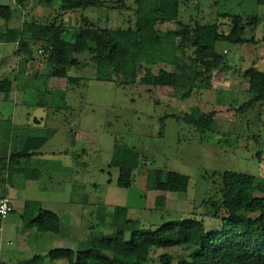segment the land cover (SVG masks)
<instances>
[{"label": "rangeland", "instance_id": "374dc122", "mask_svg": "<svg viewBox=\"0 0 264 264\" xmlns=\"http://www.w3.org/2000/svg\"><path fill=\"white\" fill-rule=\"evenodd\" d=\"M35 1L38 8L48 10L40 14L43 17L36 18L40 23L55 20L60 24L64 18L71 24L62 36L69 41L83 21L112 28H127L135 21L134 0H105L103 8L70 12L59 9V0ZM0 5L11 6L12 24H20L21 19L33 21L30 14L24 16L11 0H0ZM222 12L259 17L260 23L247 34L259 41L243 46L218 42L216 49L223 53L226 67L213 72L208 88L185 99L180 87L140 84L138 78L143 70L134 83L115 77L96 79V66L87 52L73 54L82 63L67 69L68 77L76 78L72 82L68 77H51L56 86L47 88L45 77L26 76L27 79L18 80L17 95L12 93L4 101L3 93L0 94V152L4 158L6 151L13 152L17 147L21 134L47 135V128L58 131L40 148L46 154V165L40 168L37 181L25 183V192L59 217L61 210L54 208L53 202H61L62 211L67 213L61 218L63 227L58 233L39 232L35 226L26 225L17 212L7 214L1 220V264H32L35 254L44 257L43 264H66L64 260L51 261L49 252L62 248L82 250L91 232L111 230L110 218L106 219L109 225L105 227L98 222L97 208L111 212L114 206L127 207L128 216L139 220L143 228L155 229L174 220L202 223L208 233L220 230V219L211 215L207 203L215 193L216 178L226 170L264 178V103L239 109L250 97L243 72L248 67L264 71V5L256 0H180L179 19L186 24L196 20L216 23L220 30L228 32L229 21L220 15ZM157 26L163 31L176 27L174 22ZM32 54L35 59L45 61L37 46ZM6 55L0 53V69L12 62ZM141 67L154 73L160 68L173 70L166 64ZM14 77L13 72L6 71L0 74V81H14ZM20 99L23 104L15 106ZM36 101L44 102V107L36 108L33 104ZM194 109L213 114L210 130H200L185 121ZM34 117H42L45 125L37 126L32 122ZM124 148L139 154V165L131 172L134 182L128 188L117 185L119 169L112 165L113 154ZM0 165L5 167L7 160L0 161ZM148 169L187 176V190H146ZM158 195H165L163 207L154 204ZM69 216L78 219L76 229L65 228ZM20 244L24 247L21 250ZM164 249L152 248L149 262L160 264L159 256L165 252L173 255L175 262L182 254L188 256V251L182 248Z\"/></svg>", "mask_w": 264, "mask_h": 264}, {"label": "trees", "instance_id": "16d2710c", "mask_svg": "<svg viewBox=\"0 0 264 264\" xmlns=\"http://www.w3.org/2000/svg\"><path fill=\"white\" fill-rule=\"evenodd\" d=\"M16 2L24 6V0ZM256 2L264 5V0ZM134 4V25L127 28L100 27L83 21L69 41L62 37L66 29L64 22L56 24L54 20L42 24L35 19L23 20L20 28H7L1 34L2 41H18V51L25 55L30 54L32 44L39 42V50L48 65V76L67 78V69L82 63L72 57L73 54L87 52L89 60L96 66V79L112 80L115 77V80L123 78L121 82L134 83L139 71L143 70L138 78L140 84L180 87L185 99L208 88L213 72L226 67L223 53L217 51L216 44H254V36L247 34L261 21L257 16L222 12L220 15L229 21V30L224 32L216 23L182 22L179 19L180 0H134ZM104 6L105 0H59L58 5L62 12ZM11 18L12 9L0 5V19L9 22ZM164 22H174L176 27L163 31L157 25ZM142 64H166L173 70L160 68L154 73L142 68ZM243 76L250 97L239 109L263 104L264 71L248 68ZM74 79L68 77L69 82ZM6 85L5 80L0 81V92L5 96L8 94ZM185 121L200 130H210L214 117L211 112L201 113L194 109L186 115ZM46 141V137L29 136L19 148L2 157L1 162L7 160L5 167L0 165L2 182H11L14 175L32 178L25 171L26 166L21 165ZM112 165L119 169L117 185L128 188L134 182L131 172L139 165V154L134 149L124 148L113 154ZM145 177L146 190L162 192H185L189 181L185 175L159 169H148ZM215 184V193L207 203L211 215L220 219L218 232L208 233L202 223L195 221L173 220L155 229L143 228L139 220L128 216L127 207L114 206L111 212L97 208L98 222L105 227L109 225L106 219L110 218L111 230L91 232L82 250H51L50 260H64L66 264H151L152 248H182L188 251L186 258L182 254L175 262L173 255L165 252L159 256L160 264H264V178L226 170L216 178ZM165 199V195L156 196L155 206L163 207ZM20 217L39 232L58 233L60 230L59 216L44 210L37 201H27ZM43 259V256L35 255L33 264H43Z\"/></svg>", "mask_w": 264, "mask_h": 264}, {"label": "crops", "instance_id": "0c3cea01", "mask_svg": "<svg viewBox=\"0 0 264 264\" xmlns=\"http://www.w3.org/2000/svg\"><path fill=\"white\" fill-rule=\"evenodd\" d=\"M11 1H13V6L17 5L18 7L21 8V12L24 16L26 14H30L32 16V18L35 19L36 21H39L36 18L41 17V16L43 17V15H40V14L48 13L47 12L48 10L45 7L44 8L43 7L42 8L37 7L38 5L36 6L34 3L35 0H24V6L23 7L19 6L17 4L16 0H11ZM45 5H47V4L45 3ZM7 6H9V5H7ZM9 7L11 8V6H9ZM61 18H63L62 15H61ZM19 22H20V24H14V23L12 24L10 21L9 22L0 21V53L7 54L6 56L8 58H10L9 60L12 61L7 66H4L5 69L4 68L0 69V74L1 73L5 74L6 71L13 72V74H15V77L13 79L14 81L5 79V82L7 83L6 86L8 88V94L5 96V94L3 92H0V94L3 93L1 99L4 101L12 93L17 95V93H18V90H17L18 84L17 83H18V80L20 77L27 79L26 76H32L33 78H39L40 76H43L47 79L46 84L49 85V86H47V88L56 86L54 83H52V79H53V78H51L52 76H48V65L46 64V62L43 61L41 58L35 59V57L32 54V50L36 46H37V50H38V48H39L38 46L40 45L39 42H35L34 44H32L31 47L29 48L30 54L25 55L24 52L18 51V41L13 42V43L2 41V40H4V37H2L1 34H4L5 31L7 30V28L8 29L9 28H11V29L20 28L23 20L21 19ZM63 22L65 24H67L64 18H63ZM65 26L70 27L71 24H67ZM258 41H259V39L255 38V42L258 43ZM7 45H12L13 48L10 49L9 46L7 47ZM245 45H248V44H245ZM223 51H225V49ZM248 68H250V67H248ZM55 78H57V77H55ZM14 104H15V106H17V104L22 105L23 100L20 99V101H16ZM33 104L36 108H38V107L43 108L45 105V103L42 101H36ZM32 122L35 123L37 126H41L42 124H44L42 117L40 119H38L37 117H34L32 119ZM47 130L49 131L47 135H37V134H31V133L21 134L20 137L17 138L19 141H17V147H15V149L19 148L22 141L29 136L46 137L47 141H48L58 132L57 130H55V132H54L52 128H47ZM0 149H1V145H0ZM12 150L14 151V149H12ZM6 152H7L6 155H8L11 152V150L9 152L8 151H6ZM52 155L55 156V153L52 152ZM3 156H4V153L2 154L0 152V159ZM45 156H46V154H44L41 151V149H39L37 151V153L35 155H33V157L31 159L27 160L25 162V164L21 165L23 167L26 166L25 171L29 172L30 176L32 177V178H28V179H25L23 176L14 175L11 182H7V181H6V183L2 182L1 166H0V197L4 194H6L9 197V199L12 202V211L11 212L12 213L17 212L19 214V217L21 216V213L23 212V209H24V205L27 201H37V200L30 199V197H28L26 195L25 183H32V182H35L39 179L38 176L41 174L40 168L42 166L46 165L45 164L46 160L44 158ZM23 167H19V168H23ZM37 202L40 203V201H37ZM69 202L72 203L74 201H69ZM53 205H55L54 208H56L57 210L58 209L61 210V214H60L59 219H60V229H62L63 224L61 222V218H64V216L67 215V213H65L66 211H62L64 208V204L61 202H53ZM44 210H47V209H44ZM47 211H49V210H47ZM75 212L76 211L74 210L73 213H75ZM55 214H57V213H55ZM69 215H72V214H69ZM20 219H21V217H20ZM71 220H72V223H70ZM77 220L78 219H75L74 216H71V217L69 216L67 224L64 225L65 228L76 229V223H77L76 221ZM1 225H2V222H1ZM2 230H3V226H2ZM33 235L36 236L35 234H33ZM1 236H2V234L0 235V238H1ZM23 248L24 247L20 244L19 250H21ZM73 250H77V249H73ZM35 255L42 256L40 254H35ZM0 264H1V262H0ZM32 264H33V260H32Z\"/></svg>", "mask_w": 264, "mask_h": 264}, {"label": "built area", "instance_id": "2783aa9c", "mask_svg": "<svg viewBox=\"0 0 264 264\" xmlns=\"http://www.w3.org/2000/svg\"><path fill=\"white\" fill-rule=\"evenodd\" d=\"M12 211V202L8 196L0 197V235L2 234L1 220Z\"/></svg>", "mask_w": 264, "mask_h": 264}]
</instances>
